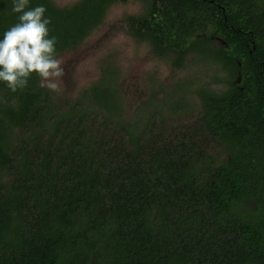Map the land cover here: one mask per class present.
<instances>
[{"label": "trees", "instance_id": "obj_1", "mask_svg": "<svg viewBox=\"0 0 264 264\" xmlns=\"http://www.w3.org/2000/svg\"><path fill=\"white\" fill-rule=\"evenodd\" d=\"M59 1L29 0L58 59L121 36L137 73L149 54L207 83L149 68L128 101L112 60L70 98L0 83V264H264V0Z\"/></svg>", "mask_w": 264, "mask_h": 264}, {"label": "rangeland", "instance_id": "obj_2", "mask_svg": "<svg viewBox=\"0 0 264 264\" xmlns=\"http://www.w3.org/2000/svg\"><path fill=\"white\" fill-rule=\"evenodd\" d=\"M77 1V0H74ZM68 1L63 0L59 1L58 5L63 6L67 5ZM130 8L128 9V11ZM111 12L121 13V9L119 7L112 9ZM115 14V13H114ZM115 16H111L114 18ZM106 46L95 45L94 49L92 48V44L87 43L85 46L81 47L79 50L74 51V53H70L61 57L62 67L64 68L65 75L63 77V82L61 84V89L58 93V96H66L67 98L74 97L79 95L84 89H86L98 78V64L102 65L104 62L113 61L120 73L125 75H120L123 78L119 82V86L121 87L124 97L126 100H130L129 97L131 95L136 94V90L133 88L134 85L140 86L143 91L147 92V86L143 83V73L147 72L149 68H156L155 79L158 82H162L165 77H170L173 75L171 79H182L186 76H191L193 82L202 81L201 70L196 67H192L193 64H190L189 67H186L183 71L178 74H174L169 69H167L166 63H151L149 54H145V57L140 62V67L138 73L136 72L135 63L133 62V52H135L134 48L128 43L125 42L121 36H117L110 40L109 43L105 44ZM100 48V51L97 47ZM113 55V56H111ZM110 57H112L110 59ZM138 56L134 57L137 58ZM167 81V80H166ZM185 81H191V79H186ZM204 83H207L206 79H203ZM195 85V83H179L174 89L177 93L173 92V99L169 101L167 98L166 101H169L167 104L171 102H177L181 109L185 107V102L187 101L191 106L192 110L189 113L188 117L180 120H170L171 124L181 125L187 123L190 118L194 117V111H197L198 101L195 95H191L193 93L190 89ZM133 104L129 106L128 110H133ZM194 121V120H193Z\"/></svg>", "mask_w": 264, "mask_h": 264}, {"label": "clouds", "instance_id": "obj_3", "mask_svg": "<svg viewBox=\"0 0 264 264\" xmlns=\"http://www.w3.org/2000/svg\"><path fill=\"white\" fill-rule=\"evenodd\" d=\"M12 12L18 14V22L0 39V83L16 93L35 75L42 88L58 93L65 71L57 58V39L49 37L51 20L45 16L46 8H30L29 0H13Z\"/></svg>", "mask_w": 264, "mask_h": 264}]
</instances>
